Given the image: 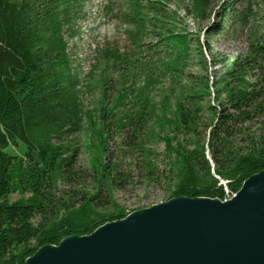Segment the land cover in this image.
<instances>
[{
	"label": "trees",
	"instance_id": "16d2710c",
	"mask_svg": "<svg viewBox=\"0 0 264 264\" xmlns=\"http://www.w3.org/2000/svg\"><path fill=\"white\" fill-rule=\"evenodd\" d=\"M170 1L131 0L128 12L134 39L158 29L156 46L176 53L169 60L157 57L162 76L180 77L193 52L205 69V52L216 65L206 41L212 36L239 39L246 34L248 51L226 60L222 73L215 71L212 78L204 75L201 84L185 86L174 117L166 112L155 116L160 132L149 126L156 109L148 104L145 90H120L109 108L103 106L99 142L89 147L94 154L85 166L80 147L54 142L82 128L79 71L72 67L64 32L67 24L76 22L75 11L65 1L60 8L57 0H0V264H27L46 246L90 235L138 210L127 209L115 198V190L133 183L137 169L148 184L166 182V200H226L264 171V21L257 19L264 0H190L186 12L210 21L206 43L198 33L193 49L188 32H176L167 22L172 17ZM212 92L214 104L205 107L202 100ZM130 95L132 106L120 111ZM114 135L121 140L111 150ZM155 136L165 143V170L150 146ZM20 143L25 144L24 156L8 150ZM17 191L23 196L11 201Z\"/></svg>",
	"mask_w": 264,
	"mask_h": 264
},
{
	"label": "rangeland",
	"instance_id": "374dc122",
	"mask_svg": "<svg viewBox=\"0 0 264 264\" xmlns=\"http://www.w3.org/2000/svg\"><path fill=\"white\" fill-rule=\"evenodd\" d=\"M55 1L51 0V2ZM57 1L61 3L60 8L65 7L62 3L65 1L76 13V22L67 24L64 32L68 41L67 51L72 58V67L79 71L78 104L83 120L81 130L65 133L61 139L58 138L57 141L54 139V142L80 147L81 165H90L94 151L89 147L98 145L97 129L102 123L101 111L103 106L109 108L114 103L120 90H127L131 86H134L137 91L145 90L148 95V104L156 109L154 117L150 118L149 126L156 132H160L161 126L155 116L166 112L168 117L173 118L179 94L186 90L185 86L193 83L197 86L201 84L204 75L212 78L216 75L215 71L217 74L222 73L225 70L226 60L230 61L248 51L246 34L239 39L226 34L212 36L206 40L204 33L210 21H200L186 12L185 8L190 0H171L167 9L172 15L171 18H167L170 28L176 32L187 31L189 38L192 39V49L197 45L198 33H201V43L206 41L211 43L218 62L213 65L209 53L205 52L208 61L207 69H205L204 63L198 58L196 52H193L191 59L185 61V67L182 65L184 60H179V67L183 66L179 72L180 77H174L171 73L162 76L161 61L158 62L157 57L160 55L161 58L169 60L175 58L176 53L166 51L163 45L156 46L160 39L157 34L159 30L155 29L153 32L151 30L153 27L147 28L148 32L152 31L151 35L144 36L140 40L131 36L130 31L135 28L128 16L131 0ZM258 7L260 8V5ZM257 19L264 21L263 11L257 12ZM183 73L184 76L181 77ZM187 75L193 78L190 77L189 80ZM150 82H153L151 88L145 89ZM211 89L215 90L213 86ZM214 95L215 93L212 92L211 97H204L202 105L207 107L210 103L214 104ZM132 102L133 98L130 95L125 100V107L120 111L125 112L130 109ZM205 119L206 123H210L209 113H206ZM120 140L118 135L111 137V150L118 146ZM150 146L159 153L160 165L165 170L164 141L155 136ZM8 150L24 156L25 144L20 143V147H9ZM137 170L133 183L122 190H115L116 201L127 209H144L167 202L166 182L148 184L142 180L139 169ZM22 196L17 191L11 194L9 199L16 201Z\"/></svg>",
	"mask_w": 264,
	"mask_h": 264
},
{
	"label": "water",
	"instance_id": "95a60500",
	"mask_svg": "<svg viewBox=\"0 0 264 264\" xmlns=\"http://www.w3.org/2000/svg\"><path fill=\"white\" fill-rule=\"evenodd\" d=\"M27 264H264V171L227 201L176 197L66 237Z\"/></svg>",
	"mask_w": 264,
	"mask_h": 264
},
{
	"label": "flooded vegetation",
	"instance_id": "af4514ba",
	"mask_svg": "<svg viewBox=\"0 0 264 264\" xmlns=\"http://www.w3.org/2000/svg\"><path fill=\"white\" fill-rule=\"evenodd\" d=\"M234 195H235V194H234ZM234 195H233V196H234ZM233 196H232V197H233ZM232 197H230V198H227V199H231Z\"/></svg>",
	"mask_w": 264,
	"mask_h": 264
},
{
	"label": "bare ground",
	"instance_id": "6f19581e",
	"mask_svg": "<svg viewBox=\"0 0 264 264\" xmlns=\"http://www.w3.org/2000/svg\"><path fill=\"white\" fill-rule=\"evenodd\" d=\"M227 200H228V199H227ZM227 200H226V201H227Z\"/></svg>",
	"mask_w": 264,
	"mask_h": 264
}]
</instances>
